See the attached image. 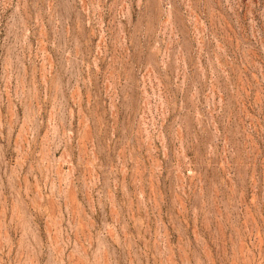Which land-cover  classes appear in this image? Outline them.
<instances>
[{
  "label": "rangeland",
  "instance_id": "1",
  "mask_svg": "<svg viewBox=\"0 0 264 264\" xmlns=\"http://www.w3.org/2000/svg\"><path fill=\"white\" fill-rule=\"evenodd\" d=\"M0 264H264V0H0Z\"/></svg>",
  "mask_w": 264,
  "mask_h": 264
}]
</instances>
